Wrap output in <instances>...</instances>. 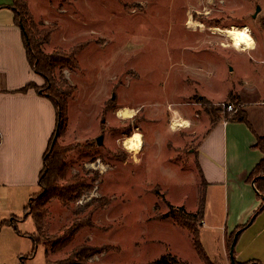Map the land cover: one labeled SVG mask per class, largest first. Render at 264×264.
<instances>
[{
    "label": "rangeland",
    "instance_id": "1",
    "mask_svg": "<svg viewBox=\"0 0 264 264\" xmlns=\"http://www.w3.org/2000/svg\"><path fill=\"white\" fill-rule=\"evenodd\" d=\"M18 6L27 24L33 22L38 30L55 28L43 53H76L78 61L73 71H55L56 79L64 76L75 87L68 100L72 125L69 129L68 122L56 140L65 166L53 183L70 196L47 200V230L40 238V243L50 238L62 249L54 253L41 243L34 257L26 255L23 262L155 264L171 255L179 264H207L189 232L162 216L171 207L188 213L198 207L200 173L190 152L198 133L184 129L196 122L201 131L215 115L211 107L234 104L228 92H242L247 99L264 94V0H19ZM232 28L245 29L253 48H234L223 32ZM66 72L72 73L69 79ZM111 76H118L115 90L108 85ZM101 90H108L104 110L88 103ZM179 104L191 111L186 114L190 118L172 113ZM114 109L118 114L129 111L131 117L120 116L136 129L130 130L131 122L114 129ZM98 112L108 128L102 148L93 137H75L99 129L85 119ZM135 132L145 135L141 156L124 144ZM75 181L83 184L79 195L68 190ZM28 202L0 200V264L9 263L16 248L32 244L17 235L35 232L25 213ZM208 223L201 228L203 236L213 232ZM214 236L215 243L207 245L211 254L217 250ZM210 259L219 261L218 256Z\"/></svg>",
    "mask_w": 264,
    "mask_h": 264
},
{
    "label": "crops",
    "instance_id": "2",
    "mask_svg": "<svg viewBox=\"0 0 264 264\" xmlns=\"http://www.w3.org/2000/svg\"><path fill=\"white\" fill-rule=\"evenodd\" d=\"M12 2L13 0H0V200L6 199L14 203L18 200L29 201L38 193H33L32 190L39 189V173L43 155L56 127V112L52 102L35 88L23 90L31 82L42 86L44 80L29 66L21 30L15 24L13 11L8 7ZM195 72L199 74L198 71ZM65 75L69 79L72 73L66 72ZM117 80L118 76L109 78L110 88L115 90L113 86ZM97 94H100V97L98 95L88 103L90 106H96L98 110L101 107L104 110L108 90H101ZM230 94L239 98V105L235 106L236 111L221 110L218 116H212L213 119L211 118L201 131L196 122L193 128L184 129L198 133L196 146L190 152L195 153L196 169L200 173L199 184L204 191L205 208L200 240L211 263H222L226 260L230 264L228 240L238 227L246 226L237 238L235 260L238 263L264 264V197L258 193L254 181L248 180L251 171L264 157L263 151L256 146L258 139L264 138V94L254 99H247L242 92H228L227 96ZM199 95L213 100L203 93ZM223 99L220 97L219 100ZM172 111L180 119L190 118L186 114L189 115L191 111L184 104H179ZM237 111L242 112L245 120L234 117ZM149 115L154 116L150 113ZM104 117L102 113L99 118V112L86 114V121L89 119L93 124L96 123L99 129H96L95 133L88 129V134L75 137L79 140L93 137L97 148H102L103 133L108 132V128L105 131L107 122ZM111 120L114 129L122 123L131 122L133 125L132 121L123 120L117 109L113 110ZM71 125L72 114L69 105V129ZM135 129V125L130 128ZM200 132L203 133L199 135ZM140 134L145 137L144 133ZM77 138L74 141H77ZM98 138H101V143L97 142ZM142 139L143 144L138 156H141L146 145V139ZM125 154L129 157V152L126 151ZM7 210L12 212L14 207ZM207 220L210 222L208 228L213 232L205 231L203 236L201 228ZM24 233L32 234L33 231ZM214 233L218 235L217 250L213 248L212 255L207 245L211 246L212 241L215 243ZM17 235L27 237L21 232ZM32 244L29 249L16 248L9 257L10 262L2 264H25L23 259L32 252ZM39 246L41 244L36 247L37 251ZM215 256H218V262H212L210 259Z\"/></svg>",
    "mask_w": 264,
    "mask_h": 264
},
{
    "label": "trees",
    "instance_id": "3",
    "mask_svg": "<svg viewBox=\"0 0 264 264\" xmlns=\"http://www.w3.org/2000/svg\"><path fill=\"white\" fill-rule=\"evenodd\" d=\"M18 2L19 0H13V3L8 7L13 11L15 24L21 30V36L29 66L44 80V84L42 86H38L35 83L31 82L27 84L23 88V90L29 87L35 88L38 92H41V94L46 96L52 102L56 112V127L49 140L47 149L43 155L42 169L39 173V191L32 196V198L28 202V205L25 207V213L31 216L35 226V232H33L32 234H24L33 242L34 248L29 254V257H32L36 252V247L41 243L44 245V247H46V244L48 243L51 252L54 253L59 249H62L58 242H54L49 238L48 241L40 243V238L46 235L47 230V228H44V217L47 212L44 207L47 200L50 197L56 195L60 199H67V196H70L66 191L60 192L59 190H57L53 183L56 180V177L62 174L65 166L60 158V156L62 155V151L58 148L56 140L58 136L62 134L68 127V100L73 95L75 87L72 86L64 76L56 79L55 71L56 68H67L70 71H73L78 68V61L76 59V53L64 54L62 52H58V50L51 54L43 53L42 45L50 41L51 35L55 31V28L38 30L33 22L27 24L22 18L21 9L18 6ZM229 96L231 101L234 102V106H238L239 98L233 94H230ZM204 104H206L207 107L212 106L207 100L204 101ZM207 107L206 109H208ZM211 109L215 111V115H212L213 117L222 110L220 107H211ZM234 117L236 119L245 120L244 115L241 111H237ZM256 146L260 148L264 153V138H259ZM248 180L254 181V185L258 193L264 197V157L251 171ZM82 189L83 184L78 181H75V183L71 184V186L68 188V190L71 191V194L75 195H79ZM198 201L199 203L196 212L188 213L185 212L183 208L171 207L170 211L165 213L162 218L171 217L175 224H177L180 228L187 230L192 236L193 244L198 256L207 264H211L201 244L200 228H197L196 226V224H199V226L202 225L204 215L205 200L202 187L201 190H199ZM245 227H238L236 231L230 236L228 240L229 247L231 246L234 234L238 230H243ZM48 237L49 236H47V238ZM154 263L179 264L180 262L175 256L163 255ZM236 264L248 263H238L236 261ZM254 264L259 263L257 262Z\"/></svg>",
    "mask_w": 264,
    "mask_h": 264
},
{
    "label": "bare ground",
    "instance_id": "4",
    "mask_svg": "<svg viewBox=\"0 0 264 264\" xmlns=\"http://www.w3.org/2000/svg\"><path fill=\"white\" fill-rule=\"evenodd\" d=\"M232 41L234 48L238 50L253 48L254 41L252 37L245 32V29H226L223 31ZM123 116H131L127 110L120 111ZM184 125H187L185 122ZM124 144L128 150L139 151L142 148L143 140L140 133L135 132L131 137L125 139Z\"/></svg>",
    "mask_w": 264,
    "mask_h": 264
},
{
    "label": "water",
    "instance_id": "5",
    "mask_svg": "<svg viewBox=\"0 0 264 264\" xmlns=\"http://www.w3.org/2000/svg\"><path fill=\"white\" fill-rule=\"evenodd\" d=\"M259 11H260V7L257 6V7H256V11H255L254 16H256L257 12H259ZM97 142H98V143H101V138H98ZM240 231H241V230H238V231L234 234V237H233V239H232V243H231V246H230L229 257H230V262H231V264H236L235 256H234V250H235V245H236L237 238H238V235H239Z\"/></svg>",
    "mask_w": 264,
    "mask_h": 264
},
{
    "label": "built area",
    "instance_id": "6",
    "mask_svg": "<svg viewBox=\"0 0 264 264\" xmlns=\"http://www.w3.org/2000/svg\"><path fill=\"white\" fill-rule=\"evenodd\" d=\"M222 107H223L222 110L226 111V112H234V111H236V108H235L234 104L229 103V102L223 103Z\"/></svg>",
    "mask_w": 264,
    "mask_h": 264
}]
</instances>
